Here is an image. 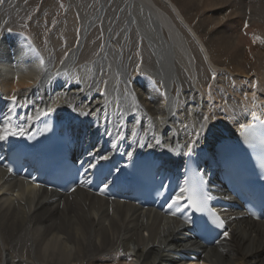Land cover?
I'll list each match as a JSON object with an SVG mask.
<instances>
[{"label": "bare ground", "instance_id": "6f19581e", "mask_svg": "<svg viewBox=\"0 0 264 264\" xmlns=\"http://www.w3.org/2000/svg\"><path fill=\"white\" fill-rule=\"evenodd\" d=\"M163 1L167 7L158 0H70V25L54 28L45 48L36 40L47 24L42 13L32 27L35 39L17 21L31 12L32 4L3 0L0 108L7 123L15 127L25 122L21 117L32 115L27 124L34 126L43 116L36 119L35 108H56L53 113L62 120L61 127L86 137L88 151L93 145L109 156L118 150L144 154L152 149L174 171L207 115L217 139L202 138L194 152L212 160L217 143L232 137L240 124L264 118V52L256 53L257 72L245 70L242 47L249 35L233 27L235 22L222 24L219 13L228 10L246 26L260 28L255 32L264 38V0ZM204 7L212 16L199 19L191 29L190 20ZM200 31L209 32L206 41ZM93 32L101 35L103 48L92 46L96 52L91 56ZM64 38L66 43L61 42ZM223 61L228 62L226 68ZM13 89H18L20 104L26 99L29 107L5 99ZM89 104L102 111L79 116ZM70 105L80 107L73 111ZM9 108L21 111L16 115ZM117 131L125 139L113 148L110 141ZM184 224L152 208L82 189L59 195L0 169V264H185L181 257L190 250L204 254L193 264H264V221H233L229 237L211 248L180 231Z\"/></svg>", "mask_w": 264, "mask_h": 264}, {"label": "snow or ice", "instance_id": "6c2138e0", "mask_svg": "<svg viewBox=\"0 0 264 264\" xmlns=\"http://www.w3.org/2000/svg\"><path fill=\"white\" fill-rule=\"evenodd\" d=\"M3 0H0V3H2ZM101 48H103V45H101ZM40 63L43 64L44 61L41 59ZM59 75V73H57ZM18 79V78H17ZM105 85H107V81H105ZM18 89H13V93L5 99L10 102L13 106H16L20 104L19 98L17 96ZM161 95H164L163 93ZM30 105L28 104V101L25 99L23 104H20V107H29ZM73 111H76L77 108L80 106H72ZM35 112L38 114L36 119H39L40 115L43 116H48L49 114L53 113L56 111V108H47V109H41L39 107L34 109ZM99 111H102V109L99 108H92L91 105H87L85 107V110L79 111L78 115L79 116H84V117H89L92 115L98 114ZM21 120L25 121L24 123H20L13 127L11 124H4L2 128H0V142H6L8 141L11 137H25L29 134L30 131V125L27 124V121H33V116L32 115H27L26 117H21ZM211 120L210 116L204 115L202 116V121L199 123V127L194 129L192 136L193 139L189 141L185 145V147L188 148V155L191 156L192 153L195 150L196 145H198L201 141V139H205L208 142H212L217 139V132L214 131V126L210 127L209 121ZM163 123V121H161ZM83 123V122H82ZM136 123H139L137 121ZM187 125L184 126V130L187 131ZM251 126L250 125H245V124H240V129L241 131L248 132L250 130ZM87 129L83 130V134L87 135ZM106 135L110 136L112 135L111 132L106 131ZM131 135L135 138L137 136L136 128L133 127L131 129ZM173 135H176L173 133ZM155 139L156 145H161V140L155 135L153 136ZM125 139L123 133L120 131L116 132V139L114 141H110L111 145L113 148H117L118 144L121 140ZM134 143L137 142L135 139L133 141ZM141 147L144 146L143 143L140 144ZM261 146L264 147V140L261 141ZM89 155L92 157V160L99 159L100 161H108L111 158L109 155H107L106 152L100 151L99 148H97V145L92 146V150L89 152ZM125 155H127L129 158H132L133 153L132 152H127ZM92 160H89L87 162V167L84 166L85 162L80 161L81 167L84 168V173L87 174L91 169H95L98 167L97 164L92 163ZM261 168H264V163L260 165ZM9 172L12 171L11 168L8 169ZM116 172H119L120 169H115ZM112 174V170L109 171V175ZM39 187V185H37ZM110 185L107 183V176L104 177V179L101 181V186L99 187V192L101 195H103L104 190L108 189ZM161 187H164L162 184ZM72 191H75L73 188ZM185 192H189V195H185ZM213 197L208 194L207 192L203 191L198 184H193L190 188H181L180 193L178 195H175L174 197L171 198V204L169 205V208L171 209L173 206L176 208V211H170V215L172 216H177L178 213H180L182 216H184V222L190 226H195L196 221L192 219V216L185 215L186 211L188 208H191L193 210V215L195 213H201V215H204L205 213L209 218H211V222L213 224H217L218 227L224 228V221L223 219L214 211H209L208 210V202L211 201ZM181 206H183L184 211H181ZM259 218V217H257ZM207 221L205 224V227H207ZM222 235L225 238L229 237V232L225 230ZM131 255L129 256V259H131Z\"/></svg>", "mask_w": 264, "mask_h": 264}, {"label": "rangeland", "instance_id": "374dc122", "mask_svg": "<svg viewBox=\"0 0 264 264\" xmlns=\"http://www.w3.org/2000/svg\"><path fill=\"white\" fill-rule=\"evenodd\" d=\"M27 1L30 4H32L31 5V12H29L26 16H24L22 18H19L17 20L18 21V25H21V28L24 29L26 33H28L32 37H35L34 36V35H36V33L34 31L35 28H32V27H34V24L37 23V20H36L35 17L37 15H39L40 13H42L41 18L43 19L44 25L46 23L48 25L46 24L44 26V31L42 32V35L41 36H37L36 35L37 39H36V37H35V39L37 41H40V42L42 41V43L46 46L45 48H47V47L49 48L52 32L54 30H56L57 28L61 27L62 25H63L62 27H65V25H66L65 28L68 27L67 25H70V24L67 23L68 22L67 13L72 10V8L70 7V4H69L70 0H27ZM158 1L160 2L161 5H165V7H167V4L165 3V1H163V0H158ZM206 9L204 7V10H203L204 12L201 15H199L196 18L194 17V18H192L190 20L189 26L191 27V29H194L195 27L197 28L198 24L200 23L199 21L204 16H206V17L207 16H212L211 15L212 10L210 11V9H207V10ZM51 12H53V13L51 14ZM217 13H219V11ZM62 18L66 19V20H63ZM220 18L223 19L222 24H224V23L225 24H227V23L231 24V23L235 22V23L232 24V26L233 25L235 26V24H236V28L238 27V30L241 29V28L243 29L242 32L245 33V34L244 33L243 34L246 37L249 35L247 38H249L250 40L247 39V43L245 42V44H244L245 47L244 46L242 47V49L246 51L245 54H244L245 58H244V61H243V65H244L243 67L245 68V70H248V68L249 69L250 68L251 69L254 68L252 70L253 72H251V73L257 72V69H255V66H256V64H255L256 63V53L257 52H261V51L264 52V38L261 37V36H258V34L255 32V30H258V29L260 30V28L255 27V26H253L251 24L246 26L245 25L246 23H244L243 20H241L239 18H238V20H236L237 17L229 16V11L228 10L224 11L223 13H219V19ZM20 21H22V22H20ZM65 22H66V24H65ZM233 27H228V29L233 28ZM54 28H56V29H54ZM126 29H127V26H126ZM211 30L212 29L209 27L208 31L211 32ZM198 32L199 31H197V33ZM208 33L200 31V35L202 34L201 36L203 37V39L205 41H206V38H207L206 36H208L207 35ZM94 34H95V32H93V36L90 37L91 41L89 40V43H88V45L90 46V48L88 50L91 51V52L89 51L91 56H93L95 54V52H96L94 50H91V48H93L92 46L97 44L98 46H96V48L98 49V47L100 48V46L102 44V42L99 41V38L101 37V35L98 37L97 34H95V35ZM64 39L65 40H62L61 42L66 43L68 39H66V38H64ZM63 45H64V47H66L65 44H63ZM133 54H135V53L133 52ZM136 55L137 56L140 55V51L139 50L136 51ZM221 63H222L221 65L224 66V68H226L228 66V62H226V61H223ZM263 68H261V69H263ZM141 78H142L141 80L144 81L143 75H141Z\"/></svg>", "mask_w": 264, "mask_h": 264}]
</instances>
